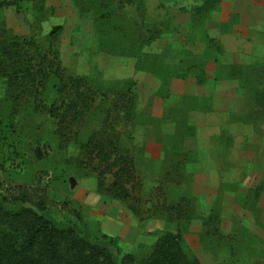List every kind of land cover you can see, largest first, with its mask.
I'll return each instance as SVG.
<instances>
[{"label":"rangeland","instance_id":"1","mask_svg":"<svg viewBox=\"0 0 264 264\" xmlns=\"http://www.w3.org/2000/svg\"><path fill=\"white\" fill-rule=\"evenodd\" d=\"M136 1L141 4L143 21L132 4H124L121 9L110 7L112 17L105 21L104 28L108 31L105 36L99 34L97 22L91 16L94 15L92 9L80 15L71 0H19L0 9V18L11 33L32 36L41 47L47 45L50 28L60 25L57 51L64 72L85 76L87 84L97 89L92 104L94 108L78 126L71 127L75 131L69 134L75 137L74 140L62 145L54 133L53 117L46 108H34L30 95L23 96L15 104L16 111L12 110L13 104L4 95V79L0 77V200L4 201L3 207L15 210L28 206L57 226H72L86 239L109 247L115 262H118L119 254L104 239L105 236L113 239L119 252H132L140 258L147 255L150 245L162 231L176 229L181 235L182 246L194 255L198 254L200 264H264V193L258 200V207L252 208L257 196L264 192V174L244 199L243 204L252 209L242 210L237 206L229 209L232 203L227 194L221 227L230 231L227 237L221 238L215 233V229H219L221 200L211 209L217 215L218 223L217 220L216 223L207 222L203 230L208 229L210 233L195 235L187 232L186 221L166 215L160 206L162 197L159 192H145L146 185L141 182V186V177L137 178L132 189L133 195L138 196L139 205L135 203L139 206L141 219L132 214L134 218L124 202L95 190L96 171L91 166L96 160L83 157L81 145L88 134L100 126L104 111L108 109L109 122L115 128L120 149L139 152L142 146L131 142L133 128L137 122L146 123L149 117L122 108L128 103L118 102V109L113 103L124 90V82L134 79L135 70H147L157 76L169 73L170 67L161 56L166 55V47L160 48L157 54L147 48L151 45L155 49L154 45H160L161 40L171 44L172 26L174 23L182 26L181 15L186 14L188 25L191 24L186 41L201 42V37L203 41L205 36L207 44V36L218 41L215 33L218 30L226 32L221 36L229 50L225 51L221 46V62L240 65L243 83L258 89L264 86V64L261 67L252 63L241 64L236 51L246 52L251 47L259 49L260 55L264 54V0H217L205 13L194 12V7L202 0ZM151 26L159 29V34L144 44L139 34L144 27ZM214 41L207 44V56L216 64L220 60H217L216 52L219 51ZM214 57L217 59L213 60ZM224 67L227 68V64ZM225 74L224 71L223 76ZM55 100L52 81H49L38 104L47 106ZM252 109H257L258 117H264L263 110L249 103L247 112ZM141 134L145 131H139ZM221 137L228 136L222 132ZM171 164L167 162V165ZM110 180L111 175L106 173L104 185ZM159 186L164 188L161 182ZM256 186L258 188L254 191ZM225 188L219 187L222 196ZM155 196L157 204H154ZM153 215L163 220L147 218ZM206 251L210 257L202 255Z\"/></svg>","mask_w":264,"mask_h":264},{"label":"trees","instance_id":"2","mask_svg":"<svg viewBox=\"0 0 264 264\" xmlns=\"http://www.w3.org/2000/svg\"><path fill=\"white\" fill-rule=\"evenodd\" d=\"M16 1L19 0H0V9L3 6L14 5ZM71 1L80 15L87 14L92 9L94 15L91 16L96 20L101 36L108 34L104 26L105 21L112 17L110 7L121 9L124 4H132L139 11L138 15L143 21L141 4L136 0ZM216 2L217 0H202L194 7V12L205 13ZM60 31V25H53L47 33V45L41 47L32 36H16L11 33L0 18V77L4 79V95L13 104L12 110L16 111L15 104L23 96L30 95L34 108H40V110L46 108L49 115L53 117L56 138L60 144L66 145L75 138L70 137V134L75 131L71 127L78 126L86 114L94 108L92 104L95 101L97 89L87 84L85 76L68 75L64 72L57 51V37ZM158 34L159 29L151 26L144 27L139 35L141 42L146 44ZM214 39L207 36V44ZM214 42H217L215 48L219 51L216 52L219 59L214 57L213 60H220V54L223 51L219 41L215 39ZM161 56L165 57V55ZM240 68H242L240 65L228 63L225 77L237 79L239 86L251 93V105H256L264 111V86L258 89L243 83L240 78ZM200 72L203 73L201 70ZM159 77L161 85H164L165 76L159 75ZM49 81H52L56 100L47 106L38 104L40 94ZM133 84V80L124 82V90L114 100L115 109L120 108L119 103H128L127 107L122 106V108L134 113ZM249 113L253 115L249 116ZM109 118L110 113L106 109L100 126L92 130L81 145L82 155L96 160V164L91 166L96 171V192H102L109 198L124 202L125 208L141 219L139 206H136L138 197L132 193L133 187L138 182L133 165L134 153L124 148L120 149L117 133L109 122ZM257 118V109H252L251 112L243 115V120L251 122ZM76 134L77 132L75 136ZM171 165L175 169L178 168V163ZM106 173L111 175V180L104 185ZM167 173L164 172L166 176ZM159 187L157 185L155 190L162 193L163 190ZM257 188L258 186L254 191ZM3 202L0 200V264H200L197 257L182 246L181 235L176 229L173 232L162 231L150 245L147 255L140 258L132 252H119L113 239L105 236L104 239L115 249L116 254H119L118 262H115L109 247L86 239L74 227L57 226L28 206H20L15 210L4 208ZM160 206L166 215L178 221L183 220L187 223L193 216L190 210V199L186 195L179 196L174 203L162 202ZM200 218L201 233L209 234L210 231L203 230V227L210 221L216 223L217 220L218 223L219 216L217 219V215L211 210L205 219ZM215 233L218 238L228 236L216 229Z\"/></svg>","mask_w":264,"mask_h":264},{"label":"crops","instance_id":"3","mask_svg":"<svg viewBox=\"0 0 264 264\" xmlns=\"http://www.w3.org/2000/svg\"><path fill=\"white\" fill-rule=\"evenodd\" d=\"M181 17L182 26L176 23L172 26L171 44L161 40L160 45H154L155 49L151 45L147 48L157 54L166 46L164 60L170 67L164 77L166 83L161 85L160 77L147 70L139 69L133 73L134 111L149 117L146 123L137 122L133 128L131 142L142 146L139 152H133L134 171L142 179L141 186L146 185L145 192L156 193L155 187L159 182L163 183L162 193L157 191L162 197L160 204L174 203L181 195L190 199L193 216L186 223L188 233H201L200 217H205L221 200L218 230L227 234L229 228L221 227L227 194L232 203L229 209L235 206L250 209L243 204L244 199L264 174V117L259 116L251 123L243 120L249 103H252L251 94L239 86L237 79L223 76L226 72L224 64L228 63L219 61L215 64L209 59L205 36L203 41L201 37V42L186 41L189 19L186 14ZM222 33L226 32L218 30L215 37L227 51ZM258 50L251 47L246 52L236 50L239 63L261 67L264 54L260 55ZM141 130L145 134L139 135ZM222 132L228 137L222 138ZM167 162L178 163V168ZM220 186L227 190L223 196ZM262 193L252 208L258 207ZM154 204H157V196ZM147 218L163 220L160 216ZM206 254L210 257L208 252L202 253L203 256ZM195 256L201 262L200 256Z\"/></svg>","mask_w":264,"mask_h":264}]
</instances>
